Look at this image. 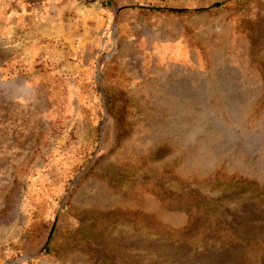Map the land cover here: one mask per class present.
Listing matches in <instances>:
<instances>
[{
    "label": "rangeland",
    "instance_id": "1",
    "mask_svg": "<svg viewBox=\"0 0 264 264\" xmlns=\"http://www.w3.org/2000/svg\"><path fill=\"white\" fill-rule=\"evenodd\" d=\"M222 1L0 0V264H264V0Z\"/></svg>",
    "mask_w": 264,
    "mask_h": 264
},
{
    "label": "water",
    "instance_id": "2",
    "mask_svg": "<svg viewBox=\"0 0 264 264\" xmlns=\"http://www.w3.org/2000/svg\"><path fill=\"white\" fill-rule=\"evenodd\" d=\"M166 9H173V8H168V7H166ZM118 11H119V10H118ZM48 241H49V239H47L46 242L44 243V245H43V246H42L37 252H35L32 256H35V255H37L38 253H40V252L44 249V247L47 245Z\"/></svg>",
    "mask_w": 264,
    "mask_h": 264
},
{
    "label": "trees",
    "instance_id": "3",
    "mask_svg": "<svg viewBox=\"0 0 264 264\" xmlns=\"http://www.w3.org/2000/svg\"><path fill=\"white\" fill-rule=\"evenodd\" d=\"M225 1H227V0H224V1H222V2H217V3L214 4V6H219V5H221L222 3H224Z\"/></svg>",
    "mask_w": 264,
    "mask_h": 264
}]
</instances>
